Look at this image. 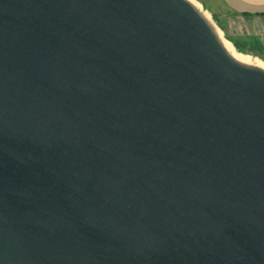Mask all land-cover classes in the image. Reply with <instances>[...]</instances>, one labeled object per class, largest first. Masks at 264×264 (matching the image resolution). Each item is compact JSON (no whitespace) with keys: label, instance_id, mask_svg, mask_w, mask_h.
Here are the masks:
<instances>
[{"label":"water","instance_id":"obj_1","mask_svg":"<svg viewBox=\"0 0 264 264\" xmlns=\"http://www.w3.org/2000/svg\"><path fill=\"white\" fill-rule=\"evenodd\" d=\"M0 264H264V70L188 0H0Z\"/></svg>","mask_w":264,"mask_h":264},{"label":"crops","instance_id":"obj_2","mask_svg":"<svg viewBox=\"0 0 264 264\" xmlns=\"http://www.w3.org/2000/svg\"><path fill=\"white\" fill-rule=\"evenodd\" d=\"M227 12L231 35L253 37L264 56V0H216ZM246 37V41L250 38ZM264 58V57H263Z\"/></svg>","mask_w":264,"mask_h":264},{"label":"rangeland","instance_id":"obj_3","mask_svg":"<svg viewBox=\"0 0 264 264\" xmlns=\"http://www.w3.org/2000/svg\"><path fill=\"white\" fill-rule=\"evenodd\" d=\"M202 9H204L211 21L217 26L219 27V29L221 30L223 36L232 43V45L234 46V48L244 54H249L255 57H258L259 59H261L262 61H264V56L262 54V52L256 48L255 42L253 41V37H247V36H242V40L240 41V45L243 47V50H238L236 48V46L233 44V42L226 37V33L231 35L230 32L228 31V27H227V12L224 11V9L221 8L220 5H218V2L216 0H196ZM246 37L250 38L249 40L246 41Z\"/></svg>","mask_w":264,"mask_h":264},{"label":"bare ground","instance_id":"obj_4","mask_svg":"<svg viewBox=\"0 0 264 264\" xmlns=\"http://www.w3.org/2000/svg\"><path fill=\"white\" fill-rule=\"evenodd\" d=\"M195 8L196 10L202 15V17L205 19L207 24L209 25L210 29L214 33L216 39L220 43L221 47L223 50L228 54V56L233 59L234 61L244 64V65H249V66H254L258 67L260 69L264 70V61L259 59L258 57L249 55V54H244L239 51H237L232 43L228 41L222 34L221 30L219 27H217L210 19L208 13L201 8L200 4L196 0H188Z\"/></svg>","mask_w":264,"mask_h":264},{"label":"trees","instance_id":"obj_5","mask_svg":"<svg viewBox=\"0 0 264 264\" xmlns=\"http://www.w3.org/2000/svg\"><path fill=\"white\" fill-rule=\"evenodd\" d=\"M226 37L233 42V44L236 46L238 50L240 51L243 50V47L240 45V41L243 39L242 36H234L226 33Z\"/></svg>","mask_w":264,"mask_h":264}]
</instances>
